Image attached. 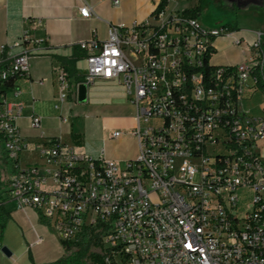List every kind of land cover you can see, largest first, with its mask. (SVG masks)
Returning <instances> with one entry per match:
<instances>
[{"label":"built area","instance_id":"obj_1","mask_svg":"<svg viewBox=\"0 0 264 264\" xmlns=\"http://www.w3.org/2000/svg\"><path fill=\"white\" fill-rule=\"evenodd\" d=\"M186 1H159L142 22L108 24L105 39L92 31L76 44L84 53L81 81L61 66L54 69L52 110L60 126L67 122L61 109L68 97L95 83L116 89L134 108L128 134L138 154L127 161L44 136L32 98L27 127L41 133L37 139L21 133L26 108L17 84L27 78L30 59L48 49L29 30L42 21L25 20L28 28L0 49L9 62L0 80L18 78L0 96V148L15 164L0 206L34 211L60 242L99 226L105 264H264L261 34L247 44L240 33L248 31L204 26L188 13L191 7L181 6ZM78 15L96 17L85 2ZM219 38L246 46L244 61L213 65ZM124 135L114 130L110 139ZM24 154L39 162L22 165Z\"/></svg>","mask_w":264,"mask_h":264},{"label":"crops","instance_id":"obj_2","mask_svg":"<svg viewBox=\"0 0 264 264\" xmlns=\"http://www.w3.org/2000/svg\"><path fill=\"white\" fill-rule=\"evenodd\" d=\"M159 1L160 0H120L119 5L114 7L110 0H0V49L3 45L12 43L19 37L24 28H28L24 23L26 19L42 21V27L36 28L31 25L29 30L32 37L36 39H45L48 46L44 54L30 59L27 78L19 80L17 84V88L25 100L24 107L26 108L18 121L21 133L24 130H29L27 127V115L29 113L28 110L32 106L29 99L32 98L35 102V110L43 118L41 132L44 136H61L65 142L73 143L70 136L66 141L63 134L54 135L50 133L49 129V125L53 121L57 123L59 130L62 128L55 119V113L52 109L50 110L57 101L58 92L54 83L53 72L54 69L61 66V61L59 59L73 56L74 53L79 50L75 49L74 46L79 42L89 40L92 31H95L98 39H105L108 24L128 25L134 21L142 22L146 20L158 5ZM83 2L93 8L96 17H91L90 19H82L79 17L78 9L82 6ZM222 4L232 7V9L235 10V15L239 14V18L233 23L221 26H229L231 29L248 31L246 33H240V36L244 38L247 44L256 39L254 33H260L261 46L264 52V0H224ZM193 7L194 6L191 8ZM215 47L216 51L212 59V63L215 66L238 65L245 59L243 52H247L246 46L243 48H234L230 45L229 41L224 38L217 39ZM230 51H235L236 54H229ZM1 55L2 53L0 51V56ZM41 60L49 61V72L45 77L36 67L39 66ZM78 63H82L85 66L84 57L76 63V71ZM262 72L264 77V71ZM70 78L75 80L74 77ZM100 85L103 91L97 93V95L90 91V87L88 90H84L83 97L80 95H70L68 99H72L77 105H85L89 103L90 100H96L106 105L124 104L123 101L127 103L125 100L122 101L112 96L113 94L110 92L112 88L107 84L100 83ZM51 103H53V105H51ZM66 103L62 106L61 112L62 116L66 118V124H68V115H64ZM130 120V125H123L125 128L123 130L126 133L125 136L129 138L130 141V147L122 161L132 160L138 154L137 142L128 134V131L135 124L134 115L130 117ZM31 132L33 133L32 135L24 136L37 139L41 133L39 131ZM76 134L80 133L76 132ZM85 143L88 142L84 138L81 147H83ZM86 153L96 155L97 152ZM24 155L20 158L21 164ZM105 157L110 160L120 161L108 158L106 153ZM37 162H39L38 157L36 160L28 161L24 165ZM8 206H12V210H8ZM4 210L9 215L8 222H12L10 224L17 227L19 239L14 241L5 233L1 235L0 264H30V261L25 260L28 253H31V257L35 264L54 263L64 258L65 252L56 231L47 225L41 224L38 215L34 211L30 209H18L14 203L6 204ZM5 230L6 228L4 232ZM38 239L40 242L36 243ZM17 243H19L18 249L16 248ZM44 244L48 245L46 256L44 258L35 259V255L38 257L39 253H37V251L34 253L33 250ZM3 247L8 251L9 256L1 252V248Z\"/></svg>","mask_w":264,"mask_h":264},{"label":"rangeland","instance_id":"obj_3","mask_svg":"<svg viewBox=\"0 0 264 264\" xmlns=\"http://www.w3.org/2000/svg\"><path fill=\"white\" fill-rule=\"evenodd\" d=\"M223 1L224 0H201V12L198 19L202 25L207 27H218L233 23L237 18H239V14L235 15V10H233L232 7L222 4ZM197 3V0H187L186 2L181 3V6L185 5L190 8L195 6ZM229 54L233 55L236 53L235 51H230ZM36 67L38 71L45 77L49 72V61L41 60L39 66ZM84 73V64L78 63L77 74L81 76ZM90 91L97 95V93L103 91V89L100 83H95L93 86H91ZM110 92L116 99H120L122 101L124 100L122 94L116 89L112 88L110 89ZM253 101L256 104H262V101L259 99H254ZM123 103L124 104L120 103L106 105L105 103L102 104L96 100H90V102L85 105H77L72 99H68L64 108V115H68V124L62 126V128L59 130L57 123L53 121L49 125L50 133L54 135L63 134L66 141L69 139L68 137L70 136L71 132L75 134L76 132L80 133L88 142L82 147L83 151L96 153L103 149L108 158L122 161L130 147L129 138H126L124 135L118 140H111L110 133L114 130H120L124 132L123 129L125 128L123 125H130V117L135 114L134 109L129 104L125 103L124 101ZM51 105H53V103H51ZM51 109L52 107L50 110ZM22 134L32 135L33 133L29 130H24ZM120 140L125 141L121 142ZM36 158L37 156L35 154H25L22 158V165L28 161H34ZM0 171L1 178L3 181H5L6 174L4 173V169L1 167V165ZM7 209L12 210V206H8ZM10 223L12 222H8V220L6 221L4 227L6 230L4 232L3 229V231L0 232V237L5 233L9 235V237H11L14 241L18 240V229L15 225L12 226ZM47 247L48 245L44 244L39 248L34 249V253L36 251L39 253L38 257L35 255V259L44 258L48 252ZM16 248H19V243L16 244ZM68 257H70V254H65L64 258ZM25 260L30 262L33 261L31 253H28V255L25 257Z\"/></svg>","mask_w":264,"mask_h":264},{"label":"trees","instance_id":"obj_4","mask_svg":"<svg viewBox=\"0 0 264 264\" xmlns=\"http://www.w3.org/2000/svg\"><path fill=\"white\" fill-rule=\"evenodd\" d=\"M160 5L165 4V0H160ZM197 4L188 11L192 17H199L201 12L200 3L201 0H197ZM229 27V26H228ZM78 49L77 46H74ZM84 57V53L80 50L74 53L70 58H60L61 66L68 74L69 77H74L77 82L81 81V77L77 75L76 63ZM9 67V62L5 60V55L0 56V71L6 70ZM18 80L17 77H8L5 80H0V96L6 95L12 88L15 82ZM71 141L81 146L84 142V137L81 134L71 133ZM1 143V138H0ZM0 165L4 169L6 176L11 175L15 172L14 162L8 159L6 154L0 149ZM5 186L4 181L1 178L0 171V199L2 197V189ZM9 219L8 213L0 206V232L3 231L6 221ZM41 224L46 225L43 219H39ZM97 227H86L76 236L74 241L61 242L65 254H70V257L63 258L59 261L49 264H105L104 255L101 245V235ZM30 264H35L33 261Z\"/></svg>","mask_w":264,"mask_h":264},{"label":"water","instance_id":"obj_5","mask_svg":"<svg viewBox=\"0 0 264 264\" xmlns=\"http://www.w3.org/2000/svg\"><path fill=\"white\" fill-rule=\"evenodd\" d=\"M80 96H81V97L84 96V89H83V88L80 89ZM1 252L4 253L5 255L9 256L8 251H7L4 247L1 248Z\"/></svg>","mask_w":264,"mask_h":264}]
</instances>
